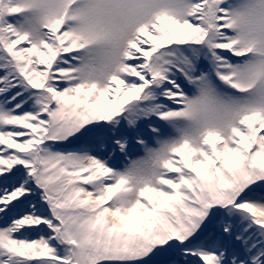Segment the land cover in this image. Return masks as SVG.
<instances>
[{"label": "snow or ice", "instance_id": "6c2138e0", "mask_svg": "<svg viewBox=\"0 0 264 264\" xmlns=\"http://www.w3.org/2000/svg\"><path fill=\"white\" fill-rule=\"evenodd\" d=\"M0 264H264V0H0Z\"/></svg>", "mask_w": 264, "mask_h": 264}, {"label": "rangeland", "instance_id": "374dc122", "mask_svg": "<svg viewBox=\"0 0 264 264\" xmlns=\"http://www.w3.org/2000/svg\"><path fill=\"white\" fill-rule=\"evenodd\" d=\"M141 155H143V150L139 146H137V148L131 154V158H137V157H139ZM124 163H125V161H121L120 167H123Z\"/></svg>", "mask_w": 264, "mask_h": 264}]
</instances>
